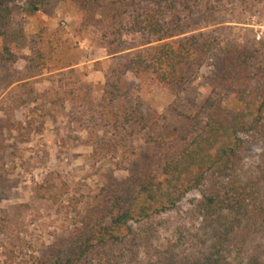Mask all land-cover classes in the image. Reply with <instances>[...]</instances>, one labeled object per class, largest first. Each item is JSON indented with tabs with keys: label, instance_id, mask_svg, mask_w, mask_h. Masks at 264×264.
Segmentation results:
<instances>
[{
	"label": "trees",
	"instance_id": "16d2710c",
	"mask_svg": "<svg viewBox=\"0 0 264 264\" xmlns=\"http://www.w3.org/2000/svg\"><path fill=\"white\" fill-rule=\"evenodd\" d=\"M46 2L28 3L36 12ZM256 5L264 13V0L81 4L84 29L96 22L102 47L117 59L109 67L115 79L92 123V128L103 123L113 133L95 141V153L97 146L108 150L134 134H143L149 152L126 180L106 176L95 203L85 195L68 196L66 182L38 183L36 197L59 205L69 228L34 264H264V151L248 159L251 145L264 143V40L242 43L232 38L233 25L211 23L222 13L246 8L255 13ZM93 8L101 10L96 21L89 13ZM5 21L3 13L0 24ZM213 59L215 85L199 111L186 115L184 126H170L157 112L144 113L140 103L126 110L117 98L127 72L151 74L178 92ZM26 64L29 77L49 69L41 51L28 56ZM26 86L12 108L53 104L51 87L40 92ZM229 97L241 106L229 107ZM194 190L201 196L182 210ZM11 225L9 217H0V235L13 237Z\"/></svg>",
	"mask_w": 264,
	"mask_h": 264
},
{
	"label": "rangeland",
	"instance_id": "374dc122",
	"mask_svg": "<svg viewBox=\"0 0 264 264\" xmlns=\"http://www.w3.org/2000/svg\"><path fill=\"white\" fill-rule=\"evenodd\" d=\"M84 1L47 0L32 12L29 0H0V17L6 13L0 24V217H9L14 229L13 237L0 235V264H34L46 257L58 236L66 235V214L59 205L36 197L38 183L66 182L68 196L85 195L95 203L106 176L126 180L149 152L143 134H134L108 150L97 146L95 153V141L113 133L103 123L95 128L92 123L115 79L109 67L117 59L102 47L96 22L84 29ZM249 9L222 13L211 23L233 25L232 38L242 43L264 40L261 6L256 5L255 13ZM89 13L95 21L101 17L99 8ZM237 19L241 22H234ZM36 51L45 54L49 69L29 77L27 57ZM68 63L72 66L67 68ZM215 68L214 59L209 60L178 92L169 91L151 74L127 72L116 95L126 110L140 103L144 113L157 112L170 126H184L186 115L197 113L212 91ZM20 76L26 79L16 81ZM26 85L40 92L51 87L53 104L12 108ZM225 94L230 96L227 90ZM229 99V107L241 106ZM263 151L264 143L251 145L250 162ZM200 196V190L190 192L182 210L189 199Z\"/></svg>",
	"mask_w": 264,
	"mask_h": 264
}]
</instances>
